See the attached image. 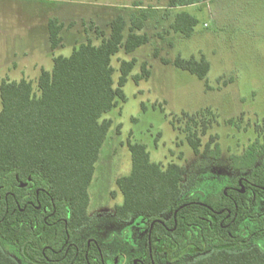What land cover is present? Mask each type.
Wrapping results in <instances>:
<instances>
[{
	"label": "trees",
	"instance_id": "obj_1",
	"mask_svg": "<svg viewBox=\"0 0 264 264\" xmlns=\"http://www.w3.org/2000/svg\"><path fill=\"white\" fill-rule=\"evenodd\" d=\"M198 1L171 0L169 6L187 7ZM148 18V13H143L141 17L132 16L128 22L122 15L117 16L110 23L108 36L97 29L102 38L99 44L89 39L75 46L70 56H54L52 70L43 69L35 86L27 80L1 82L0 264H55L42 259V250L56 249L65 228L62 222L51 223L65 218L71 230H78L90 221L88 189L101 149L114 125L105 116L127 102L124 87L130 79L138 85L151 76L147 63H142L140 73L133 75L137 59L120 60L119 68L112 65V59L122 50L131 54L149 43L150 37L145 32ZM198 25L195 15L181 11L173 16L170 29L190 38ZM63 30L64 25L58 19L49 21L52 50L62 45ZM172 63L201 81L210 72V63L205 58L177 56ZM184 116L189 125L198 124L197 116ZM202 127L205 134L208 129L205 120ZM256 130L264 131V120ZM188 141L195 154L220 158L218 144L213 147V142H209L201 153L197 133H189ZM128 148L132 169L128 176L117 179L122 202L115 206V218L128 223L141 215L148 219L149 225L155 222L151 241L154 248L160 246L156 264H177L188 258L194 259L187 264H264V248L252 244V236L243 229L246 220L252 218L258 229L256 235L264 236V216L253 214L257 200L264 198V139H256L243 156L232 157V169L256 186L252 189L243 180L247 191L241 193L238 179L235 180L237 216L233 228L226 230L220 219L216 222L202 219L210 213L198 204L195 190L189 194L190 199H183L184 167L153 162L144 144L128 141ZM21 183H26V188H21ZM41 188L48 195L40 190L37 199L36 193ZM9 191L15 197L6 198ZM222 199L220 190L208 194L205 203L221 209ZM168 214L171 216L165 220ZM79 257L74 264H116V260L117 264H134V259L120 253L108 260L104 256L102 261L95 245L88 259L83 254ZM143 262L151 264L148 251Z\"/></svg>",
	"mask_w": 264,
	"mask_h": 264
},
{
	"label": "rangeland",
	"instance_id": "obj_2",
	"mask_svg": "<svg viewBox=\"0 0 264 264\" xmlns=\"http://www.w3.org/2000/svg\"><path fill=\"white\" fill-rule=\"evenodd\" d=\"M170 1L0 0V84L27 80L35 86L43 69L52 70L54 56H70L75 46L89 39L99 44L97 29L108 36L117 16L129 22L132 16L149 15L145 26L149 43L131 54L120 51L112 65L119 68L120 60L137 59L133 75L147 63L151 76L138 85L130 79L124 87L127 102L105 116L114 125L88 189L91 226L86 235L98 237L106 260L117 253L137 258L147 245L138 230L139 219L122 223L115 218V206L122 202L117 179L132 169L128 141L146 145L153 162L184 167L183 188L188 195L240 177L232 169V157L243 156L256 139H264V131L256 130L264 120V0H199L178 8H170ZM181 11L199 20L190 38L170 29L173 16ZM51 19L64 25L63 43L56 50L48 39ZM177 56L205 58L210 63L207 78L201 81L175 68L172 62ZM118 76L119 71L114 78ZM185 114L197 116L198 124L189 125ZM203 120L208 123L205 134ZM194 132L201 153L209 142L219 145V159L195 154L188 141ZM257 212H264L263 203ZM243 229L247 233L251 228ZM251 242L264 248V237Z\"/></svg>",
	"mask_w": 264,
	"mask_h": 264
},
{
	"label": "flooded vegetation",
	"instance_id": "obj_3",
	"mask_svg": "<svg viewBox=\"0 0 264 264\" xmlns=\"http://www.w3.org/2000/svg\"><path fill=\"white\" fill-rule=\"evenodd\" d=\"M237 179H238V185L240 186L241 193H245L247 191L245 186L243 185V180H245L247 185L250 186L252 189L256 186V184L247 181L245 177L243 176L238 177ZM235 180L236 179L230 181L229 183H226L225 185H218V186L211 185L210 188L201 190L203 191L202 194H200L199 191H195L197 193L194 192V194L197 195L199 198L198 204L203 207H206L210 213L208 218L204 217L202 219L209 221V222H216L218 219H220L221 227L223 228V230L232 229L233 225L235 224V220L237 216L236 214L237 203L235 200V196L233 194L234 192L238 190V187L234 183ZM26 186L27 185L21 187L20 185L21 188H26ZM40 190L46 194V191L43 188L39 189L36 193L37 199L40 196L39 194ZM220 190L223 191V195H224V199H222L223 207H221V209H215L207 205L205 203L207 195L211 193L213 194L215 192H219ZM46 195H48V193ZM5 196L6 198H8L9 196L15 197L12 191L7 192ZM190 198H191V195L188 194V195H185L183 199L188 200ZM26 202L31 203L30 201H26ZM260 203H263L264 205V198H259L257 200V204L254 207L253 214L257 216H264V212L263 213L257 212V209ZM38 208H40V205ZM170 216L171 214H168L167 216L164 217V219L168 220ZM175 216H176V213H175ZM135 219H139L137 222V225L139 227L138 230H139L140 235L146 236L147 245L145 249L143 250L142 254L139 257L134 258V264H145L143 261L145 259V254L147 251L149 253L151 264H156V262L158 261V251H160L159 249L160 246L157 244L154 248L152 246V241H151V233L154 228L155 222L149 225L148 219L141 215L135 217ZM44 220L48 221V217H45ZM61 222L64 224L65 230L63 231V234L57 240V244H56L57 248L54 249V248L46 247L42 250V255H43L42 259L45 262L55 263V264H66V263L74 264L76 259L81 258L79 257V255L81 254H83L84 257L88 259V255L92 250V245H95L97 247L100 253L101 259L103 261V257L106 255L99 243L98 237L91 235V234L86 235V230L89 229L91 226V218H90V221L83 228L78 229V230H71L69 228V223L65 218H58L57 220L53 221L51 224L57 225ZM159 223L162 224L163 226L165 225V222L159 221ZM245 225L249 226L252 229V231H250L251 229L247 230L248 231L247 233L250 236H252V239L255 237L260 238L259 236L256 235V231L258 229H257L256 223L253 221L252 218L246 220ZM167 230H170V229L167 228ZM48 251L50 253H47ZM117 263L118 261L116 260V264Z\"/></svg>",
	"mask_w": 264,
	"mask_h": 264
},
{
	"label": "water",
	"instance_id": "obj_4",
	"mask_svg": "<svg viewBox=\"0 0 264 264\" xmlns=\"http://www.w3.org/2000/svg\"><path fill=\"white\" fill-rule=\"evenodd\" d=\"M29 181H30V179H29ZM20 185H21V187H22V186H25V185H26V183H21Z\"/></svg>",
	"mask_w": 264,
	"mask_h": 264
}]
</instances>
